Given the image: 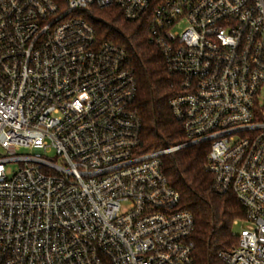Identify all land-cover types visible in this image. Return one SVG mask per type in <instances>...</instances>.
<instances>
[{
	"label": "built area",
	"instance_id": "obj_1",
	"mask_svg": "<svg viewBox=\"0 0 264 264\" xmlns=\"http://www.w3.org/2000/svg\"><path fill=\"white\" fill-rule=\"evenodd\" d=\"M92 8L146 23L185 144L142 152L136 78ZM201 144L245 210L221 262L264 264V0H0V264H192L161 159Z\"/></svg>",
	"mask_w": 264,
	"mask_h": 264
},
{
	"label": "trees",
	"instance_id": "obj_2",
	"mask_svg": "<svg viewBox=\"0 0 264 264\" xmlns=\"http://www.w3.org/2000/svg\"><path fill=\"white\" fill-rule=\"evenodd\" d=\"M64 8L67 0H53ZM89 21L99 40L125 49L137 81L134 110L141 119L140 142L144 153L163 151L187 142L169 102L179 94V80L170 75L160 52L150 44L144 21L128 22L117 9L92 8ZM207 144L187 146L163 156L162 171L180 196L181 209L194 219L192 264H223L220 254L238 244L234 222L245 220L237 199L221 195L207 169Z\"/></svg>",
	"mask_w": 264,
	"mask_h": 264
},
{
	"label": "rangeland",
	"instance_id": "obj_3",
	"mask_svg": "<svg viewBox=\"0 0 264 264\" xmlns=\"http://www.w3.org/2000/svg\"><path fill=\"white\" fill-rule=\"evenodd\" d=\"M242 229H246V226H240L239 228H235V233L239 234L241 232Z\"/></svg>",
	"mask_w": 264,
	"mask_h": 264
}]
</instances>
